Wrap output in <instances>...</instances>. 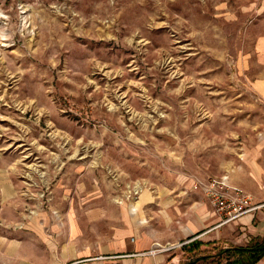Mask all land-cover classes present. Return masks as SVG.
I'll use <instances>...</instances> for the list:
<instances>
[{"label": "rangeland", "instance_id": "1", "mask_svg": "<svg viewBox=\"0 0 264 264\" xmlns=\"http://www.w3.org/2000/svg\"><path fill=\"white\" fill-rule=\"evenodd\" d=\"M258 40L264 0H0V264H117L78 253L100 203L263 184Z\"/></svg>", "mask_w": 264, "mask_h": 264}, {"label": "crops", "instance_id": "2", "mask_svg": "<svg viewBox=\"0 0 264 264\" xmlns=\"http://www.w3.org/2000/svg\"><path fill=\"white\" fill-rule=\"evenodd\" d=\"M257 43V49L264 51V40H258ZM259 167L256 165L249 170L251 185L242 182L244 190L249 191L254 202L264 201V183L261 184ZM174 193H184L179 198L175 196V200L178 198L183 202L171 203L169 214L165 213V218L161 217V211L156 217L141 214L140 207L144 198L148 197L146 194L139 196L137 202H134L135 206L127 202L121 205L108 201L100 203L105 206L106 212L102 217H96L92 212L85 224L101 221L104 229H90L89 239L81 241L78 253L86 255L93 251L101 252L116 257L117 264H247L250 250L220 251L210 249L207 242L218 240L222 246L228 243L229 247H248L255 244V241H260L264 237V204L243 213L233 221L217 224L219 217L198 189L187 192L175 188ZM70 228L78 230L75 226ZM95 230L99 233L96 234ZM93 237L96 239L92 240ZM155 241L175 245L153 254L145 252ZM223 256L230 258L222 259ZM251 264H264V252Z\"/></svg>", "mask_w": 264, "mask_h": 264}, {"label": "built area", "instance_id": "3", "mask_svg": "<svg viewBox=\"0 0 264 264\" xmlns=\"http://www.w3.org/2000/svg\"><path fill=\"white\" fill-rule=\"evenodd\" d=\"M191 186L198 189L207 199L213 212L219 217L217 224L233 221L243 213L264 204V201L254 202L250 193L232 184L226 171L211 174L205 178H196L192 181ZM134 191L136 190L134 189ZM174 245L169 242L160 244L155 241L145 252L153 254L158 250L170 249Z\"/></svg>", "mask_w": 264, "mask_h": 264}, {"label": "trees", "instance_id": "4", "mask_svg": "<svg viewBox=\"0 0 264 264\" xmlns=\"http://www.w3.org/2000/svg\"><path fill=\"white\" fill-rule=\"evenodd\" d=\"M218 243H220V247H222L221 242L218 241V240H210V241L207 242L208 246H214V245H217ZM227 249H233V250H245V249H248V250H250L251 253L249 254L247 264H251L256 259H258L259 256L264 252V237L259 242L255 243L253 245H250L248 247L231 245Z\"/></svg>", "mask_w": 264, "mask_h": 264}]
</instances>
